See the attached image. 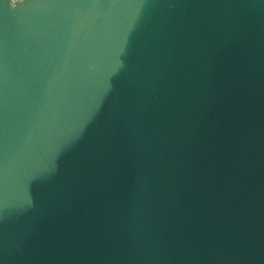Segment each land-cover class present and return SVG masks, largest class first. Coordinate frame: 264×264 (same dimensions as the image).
<instances>
[{"label":"water","instance_id":"water-1","mask_svg":"<svg viewBox=\"0 0 264 264\" xmlns=\"http://www.w3.org/2000/svg\"><path fill=\"white\" fill-rule=\"evenodd\" d=\"M0 264H264V0H0Z\"/></svg>","mask_w":264,"mask_h":264}]
</instances>
